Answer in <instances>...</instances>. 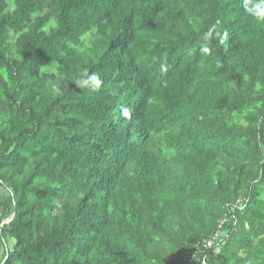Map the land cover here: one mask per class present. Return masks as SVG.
<instances>
[{"label":"trees","instance_id":"1","mask_svg":"<svg viewBox=\"0 0 264 264\" xmlns=\"http://www.w3.org/2000/svg\"><path fill=\"white\" fill-rule=\"evenodd\" d=\"M1 250L264 264V0H0Z\"/></svg>","mask_w":264,"mask_h":264},{"label":"built area","instance_id":"2","mask_svg":"<svg viewBox=\"0 0 264 264\" xmlns=\"http://www.w3.org/2000/svg\"><path fill=\"white\" fill-rule=\"evenodd\" d=\"M225 221H223L222 223H224ZM221 237V233L217 232L215 233V235L211 236L208 239L199 241L195 247V250L197 253H200L201 251H209L211 249H213L216 245V243L218 242V240Z\"/></svg>","mask_w":264,"mask_h":264},{"label":"clouds","instance_id":"3","mask_svg":"<svg viewBox=\"0 0 264 264\" xmlns=\"http://www.w3.org/2000/svg\"><path fill=\"white\" fill-rule=\"evenodd\" d=\"M210 34V33H209ZM205 51H207V49H205ZM91 79L93 80V81H96V76L95 75H93L92 77H91ZM125 111H127V110H125Z\"/></svg>","mask_w":264,"mask_h":264},{"label":"rangeland","instance_id":"4","mask_svg":"<svg viewBox=\"0 0 264 264\" xmlns=\"http://www.w3.org/2000/svg\"><path fill=\"white\" fill-rule=\"evenodd\" d=\"M9 2H11V3H12V2H13V0H9ZM3 253H4V252H3V250H1V251H0V259L2 258V255H3Z\"/></svg>","mask_w":264,"mask_h":264}]
</instances>
